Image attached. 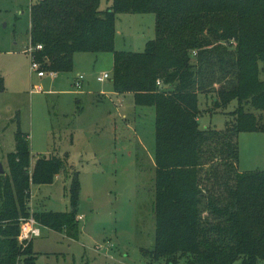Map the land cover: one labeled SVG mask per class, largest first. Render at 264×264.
Here are the masks:
<instances>
[{"label":"trees","instance_id":"16d2710c","mask_svg":"<svg viewBox=\"0 0 264 264\" xmlns=\"http://www.w3.org/2000/svg\"><path fill=\"white\" fill-rule=\"evenodd\" d=\"M42 0L31 8L33 59L46 73L70 72L78 53H112V86L137 107L155 109L154 248L166 264H259L264 261V172L239 171L238 136L264 133V0ZM121 13L156 16V38L142 53L115 49ZM32 61V59H31ZM160 82V85L158 84ZM215 90L228 112L224 130L201 129L199 96ZM5 90L0 71V92ZM18 130L9 174L0 176V264H38L22 220L79 237L80 181L69 157L31 164ZM72 174L71 212H31V186ZM83 218V217H82Z\"/></svg>","mask_w":264,"mask_h":264},{"label":"rangeland","instance_id":"374dc122","mask_svg":"<svg viewBox=\"0 0 264 264\" xmlns=\"http://www.w3.org/2000/svg\"><path fill=\"white\" fill-rule=\"evenodd\" d=\"M41 1L0 0V176L9 174L8 155L20 129L30 143L31 168L39 158L69 157L72 172L79 173L76 215L83 219L77 239L42 227L33 239L38 264H166L145 254L156 237L155 109L114 92L112 53H78L72 71L39 78L26 51L32 47L31 8ZM111 3L101 0V9ZM116 33L117 51L142 53L156 38V16L121 13ZM260 68L264 80V63ZM105 73L110 79L99 82ZM79 75L81 89L74 86ZM216 89L199 96L201 129L224 130L227 113L237 107L215 108ZM238 143L239 171L264 172V133H240ZM72 177L63 172L51 184L32 185L31 212H71Z\"/></svg>","mask_w":264,"mask_h":264},{"label":"built area","instance_id":"2783aa9c","mask_svg":"<svg viewBox=\"0 0 264 264\" xmlns=\"http://www.w3.org/2000/svg\"><path fill=\"white\" fill-rule=\"evenodd\" d=\"M43 49L42 45H38L36 47H31L29 50L26 51L28 55H30L32 59V64H31V69L33 72H36L38 74L39 78H44L46 76V72L41 70V67L38 62H36L33 59V55L36 51H41ZM53 78H56L57 74L56 73H50ZM110 79V75L105 73L102 76L98 78L99 82H105L106 80ZM84 78L82 76H77L76 80L74 82V86L77 89H81L82 84H83ZM160 85V82H158ZM36 91H40L39 89H36ZM83 218L80 217L79 220H82ZM41 228L38 226L36 221L34 220L33 217L29 219L22 220V232H21V237L20 241H31L34 238L40 237L41 236Z\"/></svg>","mask_w":264,"mask_h":264},{"label":"water","instance_id":"95a60500","mask_svg":"<svg viewBox=\"0 0 264 264\" xmlns=\"http://www.w3.org/2000/svg\"><path fill=\"white\" fill-rule=\"evenodd\" d=\"M1 173L4 174L5 173L4 170H2Z\"/></svg>","mask_w":264,"mask_h":264}]
</instances>
